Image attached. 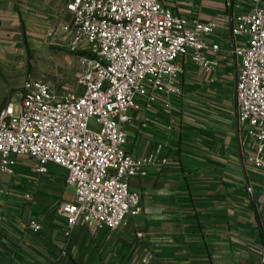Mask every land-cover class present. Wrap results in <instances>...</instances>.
Returning a JSON list of instances; mask_svg holds the SVG:
<instances>
[{
    "label": "crops",
    "instance_id": "0c3cea01",
    "mask_svg": "<svg viewBox=\"0 0 264 264\" xmlns=\"http://www.w3.org/2000/svg\"><path fill=\"white\" fill-rule=\"evenodd\" d=\"M68 1L0 0V59H50L41 37L68 24ZM159 4L188 25L215 23L217 31L206 42L222 51L209 73L189 58L178 59L184 68L179 95H159L152 104L137 98L128 112L127 153L141 158L161 145L166 159L129 181L139 213L116 231L80 223L69 228L58 213L61 205L74 203L65 171L49 166L41 176L31 161L17 158L12 176L0 174V264H141L145 251L148 264H262L264 172L246 160L255 146L237 129L239 61L231 54L245 45L230 31L247 0ZM68 46L56 59H74Z\"/></svg>",
    "mask_w": 264,
    "mask_h": 264
},
{
    "label": "built area",
    "instance_id": "2783aa9c",
    "mask_svg": "<svg viewBox=\"0 0 264 264\" xmlns=\"http://www.w3.org/2000/svg\"><path fill=\"white\" fill-rule=\"evenodd\" d=\"M65 12L68 49L81 64L76 92L58 96L42 81L23 84L18 101L0 110V174L12 176L20 157L41 176L58 167L74 192V203L58 210L68 227L116 231L140 211L129 181L166 164L161 145L141 158L127 153L128 112L137 98L152 104L159 95H179L184 68L178 59L189 58L204 73L217 69L221 47L206 42L217 25H188L159 0H69ZM230 32L245 39L231 52L239 61L237 129L255 146L246 160L264 172V0H247ZM29 227L37 230L34 222ZM149 259L145 251L141 264Z\"/></svg>",
    "mask_w": 264,
    "mask_h": 264
},
{
    "label": "rangeland",
    "instance_id": "374dc122",
    "mask_svg": "<svg viewBox=\"0 0 264 264\" xmlns=\"http://www.w3.org/2000/svg\"><path fill=\"white\" fill-rule=\"evenodd\" d=\"M20 37L29 38L24 31L20 32ZM41 40L44 42L42 51L51 53L50 59L44 56L40 59H0V110L7 103L18 101L27 81H42L58 96L76 92V80L81 71L77 55L73 54L74 59H56L58 52L63 50L62 45L69 43V25L45 31Z\"/></svg>",
    "mask_w": 264,
    "mask_h": 264
}]
</instances>
